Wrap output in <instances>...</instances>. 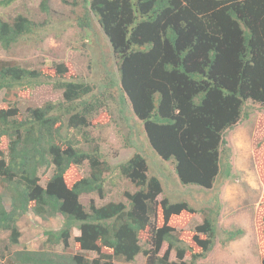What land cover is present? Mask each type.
Returning a JSON list of instances; mask_svg holds the SVG:
<instances>
[{
    "label": "trees",
    "instance_id": "16d2710c",
    "mask_svg": "<svg viewBox=\"0 0 264 264\" xmlns=\"http://www.w3.org/2000/svg\"><path fill=\"white\" fill-rule=\"evenodd\" d=\"M16 1L0 0V8ZM64 2L81 5L80 27L89 28L91 15L96 18L109 53L116 58L115 69L105 68L94 91L95 85L89 82L65 79L64 64H55L50 76L0 60V92L6 105L0 108V144L7 140L6 149H0L5 264L129 263L139 254L145 264H200L218 237L217 212L200 211L202 221L191 236L181 238L169 220L198 211L182 198L158 200L162 181L148 171L140 147L112 168L84 131L97 111L116 97L117 104L130 107L142 123L156 155L172 164L180 186L211 189L222 170L230 174L224 161L227 131L245 117L247 101L264 107V0ZM40 8L48 13L47 0H41ZM38 25L21 14L11 20L0 16V48L10 49ZM45 83L60 93L59 100L27 106L21 112L19 92ZM121 106L118 112L126 120ZM83 163L88 175L67 184V172ZM113 169L135 190L124 191V201L90 204L86 209L79 198L85 194L103 197ZM41 170L52 171L43 186ZM29 213L44 221L60 216L61 226L43 233L45 250H11L20 243L19 219ZM158 216L161 225H157ZM74 229L78 231L73 237L76 253L51 249H67ZM142 232L147 233L143 246ZM243 234L241 228L225 229L223 244ZM261 238L258 252L264 264V231ZM164 244L166 250L160 255ZM90 252L95 257L86 255Z\"/></svg>",
    "mask_w": 264,
    "mask_h": 264
},
{
    "label": "rangeland",
    "instance_id": "374dc122",
    "mask_svg": "<svg viewBox=\"0 0 264 264\" xmlns=\"http://www.w3.org/2000/svg\"><path fill=\"white\" fill-rule=\"evenodd\" d=\"M40 2L41 0H17L7 8H0V16L6 20L21 14L39 24L32 34L23 37L10 49L0 48V60L15 61L22 67L40 70L50 76L54 75L55 64H64L67 68L65 79L89 82L95 85L94 91H97L96 85L102 81L105 68L115 69L116 58L109 53V46L103 38L96 18L91 15V26L82 28L77 22V18L82 15L81 5L73 6L64 0H47L48 13H44ZM2 96L3 93L0 92V108L6 106L2 102ZM59 98L60 93L45 83L19 92L17 105L22 112L27 106H42ZM117 101L114 97L112 104L100 108L92 118L91 125L84 131L85 136L97 144L99 152L112 168L127 160L140 147L139 153L145 159L148 171L162 181L163 192L158 196V200L167 197L170 202H176L178 198H182L198 211L195 214L173 216L169 220L168 224L180 231L181 238L191 236L194 226L202 221L200 211L211 208L213 212H217L218 237L214 248L198 263L260 264L258 242L262 239L261 234L264 231V107L251 101L246 102L245 117L243 115L224 137V148L227 149L224 161L229 166L230 174L227 175L222 170L213 187L203 190L195 185H179L172 164L161 160L153 151L143 132L142 123L134 117L131 108L128 109L126 104L121 106ZM120 106L127 121L120 117ZM6 146L7 140L2 139L0 149L5 150ZM88 170L87 163L71 168L65 175V182L71 184L88 175ZM51 172L48 170L43 173L41 170L42 186ZM113 172L105 185L103 197L85 194L79 198L86 209L90 204L100 206L109 201H124L123 192L135 190L129 181L118 174L117 169H113ZM162 223V218L158 216L157 225ZM18 226L21 232L20 243L11 247V250H45L48 247L44 245L43 233L59 229L61 217L56 216L44 221L29 213L19 219ZM234 228L243 229V236L223 244L222 231ZM77 235L78 231L74 229L67 249L64 250L61 246L51 249L56 253H76L78 246L73 237ZM6 236V233H0V264L6 263L4 256L7 253L3 249ZM146 239L147 233L142 232V246L145 245ZM165 250L164 244L159 254L162 255ZM86 255L89 258L95 257L92 252ZM189 258L187 254L185 260L188 262ZM170 259H174V253H171ZM114 264H145V258L139 254L133 262L114 261Z\"/></svg>",
    "mask_w": 264,
    "mask_h": 264
}]
</instances>
